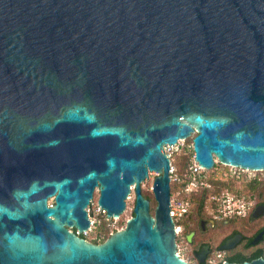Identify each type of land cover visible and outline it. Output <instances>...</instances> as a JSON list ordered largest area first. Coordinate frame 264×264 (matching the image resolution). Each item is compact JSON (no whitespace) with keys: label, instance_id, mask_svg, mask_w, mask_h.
<instances>
[{"label":"water","instance_id":"95a60500","mask_svg":"<svg viewBox=\"0 0 264 264\" xmlns=\"http://www.w3.org/2000/svg\"><path fill=\"white\" fill-rule=\"evenodd\" d=\"M191 138L264 171V0H0V264H188L164 149ZM96 192L110 220L135 195L99 245Z\"/></svg>","mask_w":264,"mask_h":264},{"label":"built area","instance_id":"2783aa9c","mask_svg":"<svg viewBox=\"0 0 264 264\" xmlns=\"http://www.w3.org/2000/svg\"><path fill=\"white\" fill-rule=\"evenodd\" d=\"M192 139L186 141H179L177 145L173 147H166L164 149L166 155L170 159V179H171V217L175 223V231L177 236V244L179 249V243L184 242L183 226L181 222L188 216L193 207L192 198L199 195H204L205 200V212L215 221H238L247 218L255 206V199L252 195H246L240 190L231 192L229 190L223 192L221 195L213 194L214 186L212 183L213 173L219 171L220 167L227 168L228 175L231 180H236L239 184L245 183L247 185L256 184L264 181V171L254 172L250 170H244L241 168L228 167L221 165L216 158L215 167L212 171H207L204 168H200L199 164L195 162V153L193 148ZM186 156L188 163L185 167V171L180 173L176 167L177 157ZM132 197L129 196L126 200L127 208L125 213L128 211L129 202ZM93 202L88 208L90 217V228L85 231L82 238L88 242L93 243L89 240V234L92 232V228L95 226V222L92 219ZM96 216L103 221L107 227L111 230V235L121 231L116 227L120 219H108L107 213L96 205L95 208ZM124 213V214H125ZM123 216V215H122ZM78 234V233H77ZM79 235V234H78ZM110 235V236H111ZM100 238V236H99ZM179 242V243H178ZM178 255L183 259L184 257ZM223 254L217 252L214 256L210 257L207 264H226L222 261ZM186 261V260H185Z\"/></svg>","mask_w":264,"mask_h":264},{"label":"flooded vegetation","instance_id":"af4514ba","mask_svg":"<svg viewBox=\"0 0 264 264\" xmlns=\"http://www.w3.org/2000/svg\"><path fill=\"white\" fill-rule=\"evenodd\" d=\"M264 186L262 182L255 184ZM252 213L235 222H218L205 216L188 215L184 234V253L188 264H207L217 252L223 263L244 264L264 260V216L253 219L255 210L264 206V190L258 191ZM4 205V204H3ZM152 208V203H151ZM227 246V250H222Z\"/></svg>","mask_w":264,"mask_h":264},{"label":"rangeland","instance_id":"374dc122","mask_svg":"<svg viewBox=\"0 0 264 264\" xmlns=\"http://www.w3.org/2000/svg\"><path fill=\"white\" fill-rule=\"evenodd\" d=\"M188 163V158L185 157H177L176 160V167L181 170L183 169ZM213 178H212V183L214 186V190H213V194L215 195H221L223 192L229 190L231 192H236L238 190H240L242 193L246 194V195H251L250 193L252 192L254 195H256L258 193V191L262 192L264 190V186L260 185V187H258L259 185H255V188L252 190L250 185H247L245 183H241L239 184L236 180H231L229 178L228 175V170L227 168L224 167H220L218 172H214L213 173ZM156 179V175L155 174H150V179L148 181H146L143 185H142V190H143V194L149 198V200L152 203V210L154 211L157 204L155 202V198L153 195V185H154V181ZM262 184H264V181L262 182ZM132 199L129 202V208L128 211L121 217L120 221L117 223L116 227L118 229H124L126 227L127 222L133 217V210H134V206H135V195L134 193H132L131 195ZM98 199H99V193L96 192L95 193V198L93 201V206L91 207L92 210V219L95 222V226L92 228V232L89 234V240L92 242H102L107 240L110 235H111V230L107 227V225L101 221L97 216H96V212H95V208L96 205L98 204ZM204 202L206 200V198L204 197ZM200 203V199L199 197L196 199V201L193 204V207L191 209L190 215H197V210H198V206ZM49 204H53V201L50 200ZM205 216V204H204V214ZM235 222V221H234ZM186 223V221H185ZM100 236V238H99ZM185 240V239H184ZM185 242V241H184ZM184 242L179 243V249H180V254L184 257V259H186V255L183 252L184 251Z\"/></svg>","mask_w":264,"mask_h":264},{"label":"trees","instance_id":"16d2710c","mask_svg":"<svg viewBox=\"0 0 264 264\" xmlns=\"http://www.w3.org/2000/svg\"><path fill=\"white\" fill-rule=\"evenodd\" d=\"M180 157H185V156H180ZM186 167V166H185ZM185 167L183 168V169H181V170H179L178 169V171L180 172V173H183L184 171H185ZM250 187H251V189L253 190L254 188H255V184H250ZM253 197H256V195H254L252 192L250 193ZM144 197L145 198H147V199H149L148 197H146L145 195H144ZM199 197V199H200V203H199V206H198V210H197V216H202L203 214H204V204H205V202H204V195L202 194V195H199V196H195V197H193L191 200H192V203L194 204V202L196 201V199ZM151 212H152V215H154V211L151 209ZM132 216H134L133 214H132ZM187 217V216H186ZM185 221H186V218L181 222V225L183 226V228L185 227V225H186V223H185ZM106 241V240H105ZM105 241H102V242H98V241H96V242H93L94 244H96V245H99V244H102V243H104Z\"/></svg>","mask_w":264,"mask_h":264}]
</instances>
